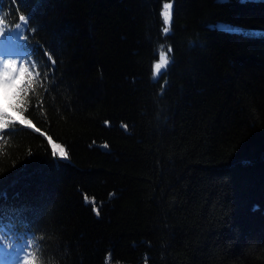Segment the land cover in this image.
<instances>
[{"label": "trees", "instance_id": "16d2710c", "mask_svg": "<svg viewBox=\"0 0 264 264\" xmlns=\"http://www.w3.org/2000/svg\"><path fill=\"white\" fill-rule=\"evenodd\" d=\"M21 15L2 58L40 85L0 134V218L41 264H264V0H0V30Z\"/></svg>", "mask_w": 264, "mask_h": 264}, {"label": "snow or ice", "instance_id": "6c2138e0", "mask_svg": "<svg viewBox=\"0 0 264 264\" xmlns=\"http://www.w3.org/2000/svg\"><path fill=\"white\" fill-rule=\"evenodd\" d=\"M171 8V3H165L161 12L164 23L162 31L165 34L170 31ZM19 19L21 23L16 24L14 30L8 31L7 33L0 30V45L3 46V50L0 51V56L2 57H10L17 54L20 48H28L27 44L22 45L19 43L23 37L22 29L26 27V17L21 15ZM228 30L232 31L233 29ZM31 55V51L26 50L25 56L21 58V61L11 58L0 59V91H3L6 96L10 93L11 102L8 104V108L15 113V116H11L8 111L0 107V134L17 123L28 128L33 127L31 121L25 116V112L29 106V94L32 93L35 95L36 88L40 85V73L36 71V63L31 64V67H29L25 62H22L24 59L31 57ZM49 59H51V56H49ZM168 62V57L162 51L159 62L154 63L152 67L153 78L158 76L160 70L165 68ZM36 131H39V129H36ZM2 138L0 136V139ZM48 143L51 145L52 156L67 159L68 153L64 147L58 143H53L51 140ZM103 147L107 148L108 145L105 144ZM85 201L88 202L87 197H85ZM92 210L99 215L95 204H93ZM0 239H7L9 241L8 247L12 251H4L3 256L6 260L9 257L13 258L14 264H20V254L24 249H35L36 245L35 238L31 234L16 233L11 224L3 223L2 218H0ZM0 249H3V245H0ZM23 264H41L38 249L29 252Z\"/></svg>", "mask_w": 264, "mask_h": 264}, {"label": "rangeland", "instance_id": "374dc122", "mask_svg": "<svg viewBox=\"0 0 264 264\" xmlns=\"http://www.w3.org/2000/svg\"><path fill=\"white\" fill-rule=\"evenodd\" d=\"M219 24V26H222V27H225V28H230V29H236L238 26L237 25H234V24H230V23H221V22H219L218 23ZM3 50V48H0V51H2ZM162 52V51H161ZM161 52H160V54H161ZM164 52V54H165V51H163ZM160 54H159V56H158V59L155 61V63L156 62H159V60H160ZM166 55V54H165ZM0 59H2V56H0ZM161 71V70H160ZM10 263V262H9ZM12 264H14V260H12ZM20 264H23V260H22V255L20 254Z\"/></svg>", "mask_w": 264, "mask_h": 264}]
</instances>
